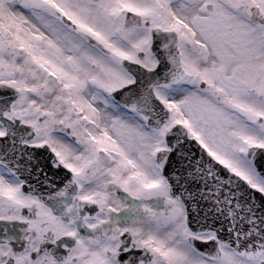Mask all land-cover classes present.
I'll use <instances>...</instances> for the list:
<instances>
[{
    "label": "snow or ice",
    "instance_id": "snow-or-ice-1",
    "mask_svg": "<svg viewBox=\"0 0 264 264\" xmlns=\"http://www.w3.org/2000/svg\"><path fill=\"white\" fill-rule=\"evenodd\" d=\"M0 264H264V0H0Z\"/></svg>",
    "mask_w": 264,
    "mask_h": 264
}]
</instances>
